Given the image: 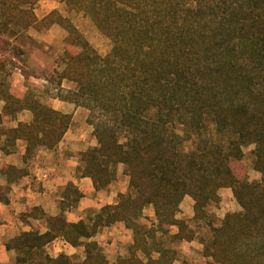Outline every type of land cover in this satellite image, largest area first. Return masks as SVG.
<instances>
[{
    "label": "trees",
    "instance_id": "trees-1",
    "mask_svg": "<svg viewBox=\"0 0 264 264\" xmlns=\"http://www.w3.org/2000/svg\"><path fill=\"white\" fill-rule=\"evenodd\" d=\"M37 1L0 0V45L31 28L46 32L58 23L68 30L61 78L76 86L58 97L89 110L97 140L79 153V171L101 190L117 180L122 164L129 189L87 219L70 222L63 211L48 218V231L10 240L16 263L264 264V0H63L111 39L106 55L60 11L40 19ZM6 66L0 57L2 148L11 152L22 139L28 159L55 148L73 116L32 90L16 94ZM25 110L31 122L18 121ZM252 145V167L261 175L254 180L243 170ZM225 187L241 209L220 220L215 208ZM69 190L75 200L82 196L73 185ZM186 196L194 201L191 218L179 216ZM117 222L133 239L127 254L111 262L91 238ZM201 226L208 236L199 237ZM58 237L84 245V255L47 253ZM196 239L206 262L181 260L174 243Z\"/></svg>",
    "mask_w": 264,
    "mask_h": 264
},
{
    "label": "crops",
    "instance_id": "crops-1",
    "mask_svg": "<svg viewBox=\"0 0 264 264\" xmlns=\"http://www.w3.org/2000/svg\"><path fill=\"white\" fill-rule=\"evenodd\" d=\"M52 107L73 116L70 128L55 148L38 149L32 157L26 159L27 143L24 140L19 139L14 146L9 147L11 152H7L2 148L5 137H0V264H17V251L9 249L7 243L27 231H48L49 217L64 211L70 222L87 219L103 206L115 204L119 194L126 193L129 189V178L124 173L122 164L118 167L117 181L107 189L97 190L91 177L81 175L79 153L96 145V137L88 141L83 129L73 125L79 112L74 104L55 99ZM32 120L33 113L30 110L18 115V121ZM16 124L17 122H11L6 125ZM91 131L94 129L91 128ZM9 166L18 169L19 176L11 177L7 171ZM72 185L82 193L78 200H75L69 190ZM187 199L188 196L183 202ZM146 209H149L153 220V205ZM193 215L194 212L191 211L189 216ZM132 239V231L123 222L102 227L91 238L102 246L110 260L111 253V262L127 254L126 248ZM45 251L52 256L61 253L84 255L85 246H73L64 238L58 237L45 247Z\"/></svg>",
    "mask_w": 264,
    "mask_h": 264
},
{
    "label": "rangeland",
    "instance_id": "rangeland-1",
    "mask_svg": "<svg viewBox=\"0 0 264 264\" xmlns=\"http://www.w3.org/2000/svg\"><path fill=\"white\" fill-rule=\"evenodd\" d=\"M54 10L60 11L64 17L69 18L84 33L100 54L106 55L111 51L113 46L111 39L99 30L89 15L83 11L70 10L63 0L37 1L36 13L40 19ZM68 34L69 32L66 28L55 23L46 32L37 28H31L26 34L9 38L7 43L0 45V57L7 60L6 71L9 73L7 81L15 87L16 94L19 95V93L29 89L43 102L52 106L55 99H61L58 97L59 94H65V90L76 86L69 79L61 78V73L64 69L62 57L67 46L65 39ZM3 104L4 102H0L1 110L3 109ZM72 104L76 106V109H79L73 125L83 129L88 141H91L93 138L95 139L94 133L91 131V128L94 129V127L89 123V110L85 107L77 106L75 103ZM253 148L254 145L245 149L246 160L245 164H243V170L248 172L251 180L261 177L260 173L252 167L251 151ZM220 195L221 202L215 208L220 220L227 213L236 212L241 209L231 188H222ZM193 204V198L188 196L187 201L182 202L179 216L191 218L189 213L191 211L194 212ZM149 212V209L144 210V221L148 224L152 222L153 218ZM197 230L199 237H206L209 234V231L204 226L199 227ZM173 231H177V228L175 227ZM174 246L180 250L181 260L187 256L197 262H206V259L201 254L203 244L199 239L176 242ZM109 256H111L112 260L111 253H109Z\"/></svg>",
    "mask_w": 264,
    "mask_h": 264
}]
</instances>
